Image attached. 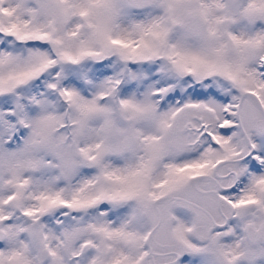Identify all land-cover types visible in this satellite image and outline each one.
Masks as SVG:
<instances>
[{
    "label": "snow or ice",
    "instance_id": "6c2138e0",
    "mask_svg": "<svg viewBox=\"0 0 264 264\" xmlns=\"http://www.w3.org/2000/svg\"><path fill=\"white\" fill-rule=\"evenodd\" d=\"M0 264H264V0H0Z\"/></svg>",
    "mask_w": 264,
    "mask_h": 264
}]
</instances>
